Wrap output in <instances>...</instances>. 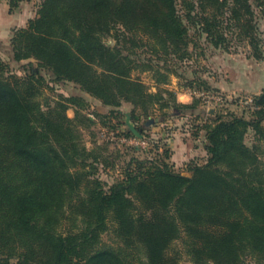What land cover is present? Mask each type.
<instances>
[{"label":"trees","instance_id":"obj_1","mask_svg":"<svg viewBox=\"0 0 264 264\" xmlns=\"http://www.w3.org/2000/svg\"><path fill=\"white\" fill-rule=\"evenodd\" d=\"M178 1L41 0L35 16L13 29L9 56L33 57L37 66L4 76L0 58V264H175L168 249L182 234L193 264H247V256L264 264V167L259 146L245 141L248 131L264 141V89L252 96L249 118L212 114L203 125L206 159L189 160L187 174L167 162L165 146L130 156L110 184L99 177L98 152L82 142L79 126L94 123L82 112L85 98L59 95L45 109L36 98L47 75L73 82L116 116L130 103L133 121L156 107L200 116L198 100L176 102L160 86L177 74L161 57H185L186 20L214 47L237 28L261 58L253 7L264 8V0H182L184 14ZM141 45L147 56L135 50ZM134 70L149 72L156 91ZM62 217L71 223L67 232L58 229ZM110 223L116 245L100 239Z\"/></svg>","mask_w":264,"mask_h":264},{"label":"rangeland","instance_id":"obj_2","mask_svg":"<svg viewBox=\"0 0 264 264\" xmlns=\"http://www.w3.org/2000/svg\"><path fill=\"white\" fill-rule=\"evenodd\" d=\"M40 1L0 0V58L7 64L3 73L4 76L10 74L21 76L24 73L23 66L30 62L34 67L37 66V60L33 57L15 61L9 54L13 29L25 26L28 20L35 16ZM253 8L257 24V36L261 40L263 51L264 8L256 6ZM178 9L181 14L185 13L186 7L182 0L178 1ZM185 23L189 25L188 51L181 60L171 54L161 57L167 59V63L172 66L171 68L177 74H171L166 83L160 86L172 91L175 94L176 102L191 103L193 100H198L196 113L199 111L200 116L190 114L189 110L179 112L171 107L164 109H157L156 107L148 116L140 115L136 121L131 119L136 128L138 126L144 127L145 138L142 136V139L146 141L144 148L131 144L127 138L133 136H127L124 132L127 127L124 124V112L130 113L132 108L130 103H123L118 108L120 115L116 116L109 111L110 107L102 105L98 100L81 91L73 82H52L48 80L47 75L45 77L46 84L43 85L41 93L36 97L44 109L46 103L57 100L59 95H81L85 98L87 105L82 112L93 119L94 123L90 127L79 126V131L85 147L95 149L98 152L102 161L99 164L98 174L107 184H110L114 178L120 175L122 167L130 156L161 154L165 146L170 152L167 162L172 164L175 170L185 173V166L189 160L194 159L203 163L206 159V152L203 148L205 135L203 125L212 122V114L215 111L218 114L234 113L246 118H249L252 112L249 104L252 96L256 94L241 91L231 92L229 89L232 84L241 83L249 78L246 77L247 75L250 76V82L255 87L264 86V51L261 58H256L254 48L249 44L248 38L241 37L238 34L239 30L235 27H233V30L236 29L235 32L227 31V43L224 42L222 47H214L206 40L204 34H199L197 29L190 26L186 20ZM104 41L109 45L115 43L112 36L105 37ZM142 46L135 47V50L144 57L147 56V51L146 47ZM155 60L158 63L163 62L158 58ZM41 73L43 74V70ZM132 75L141 79L150 92L156 91V82L149 72L134 70ZM199 92L219 94L224 97V100L222 103H206ZM163 96L168 97V94L163 93ZM74 110L75 107L69 105L66 109V115L73 118ZM164 112L167 113V116L166 119L162 120ZM261 124L264 127V120ZM166 139H171L172 145H168ZM245 141L248 145L257 144L259 146L257 157L260 165L264 167V141L256 140L252 131L245 134ZM175 144L177 149L172 156L171 148ZM66 214H68V210ZM59 222L58 229L61 232H67L71 226L69 219L62 217ZM80 224L78 221L77 225ZM113 228L114 225L110 223L109 229L101 233L100 239L104 244H117L118 239ZM184 239L185 235L182 234V237L174 240L168 249V255L175 264H193L191 255L186 251ZM134 255L136 258H142L141 253ZM244 260L247 264H256L255 259L251 256H247Z\"/></svg>","mask_w":264,"mask_h":264},{"label":"crops","instance_id":"obj_3","mask_svg":"<svg viewBox=\"0 0 264 264\" xmlns=\"http://www.w3.org/2000/svg\"><path fill=\"white\" fill-rule=\"evenodd\" d=\"M246 77H249V78H247L245 81L241 83L237 82L235 83V85L232 84L229 90H231V92L241 91V92H246V93H251V94H257L262 90V88H264V86H261L260 88L255 87L254 84L250 82V79H251L250 76L247 75ZM170 140L171 139H166L168 145L170 144L172 145V142ZM171 149H172L171 154L172 156H174L173 154L175 153V149H177V145L175 144L173 148Z\"/></svg>","mask_w":264,"mask_h":264},{"label":"built area","instance_id":"obj_4","mask_svg":"<svg viewBox=\"0 0 264 264\" xmlns=\"http://www.w3.org/2000/svg\"><path fill=\"white\" fill-rule=\"evenodd\" d=\"M199 94L201 96H203L204 101L206 103H210V102H215V103H222L224 100V97L221 95H217V94H213V93H203V92H199ZM246 103H249L246 101ZM128 141L133 144L136 147H141L144 148V146L146 145V141L142 138H137V137H129L127 138ZM126 140V139H125Z\"/></svg>","mask_w":264,"mask_h":264},{"label":"water","instance_id":"obj_5","mask_svg":"<svg viewBox=\"0 0 264 264\" xmlns=\"http://www.w3.org/2000/svg\"><path fill=\"white\" fill-rule=\"evenodd\" d=\"M125 116V124L127 125L128 129L132 132V134L137 138H142V134L136 128L135 124L131 120V116L129 112H124Z\"/></svg>","mask_w":264,"mask_h":264}]
</instances>
